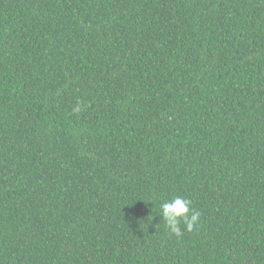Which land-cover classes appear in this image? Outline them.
<instances>
[{
	"label": "trees",
	"instance_id": "trees-1",
	"mask_svg": "<svg viewBox=\"0 0 264 264\" xmlns=\"http://www.w3.org/2000/svg\"><path fill=\"white\" fill-rule=\"evenodd\" d=\"M0 264H264V0H0Z\"/></svg>",
	"mask_w": 264,
	"mask_h": 264
},
{
	"label": "clouds",
	"instance_id": "clouds-1",
	"mask_svg": "<svg viewBox=\"0 0 264 264\" xmlns=\"http://www.w3.org/2000/svg\"><path fill=\"white\" fill-rule=\"evenodd\" d=\"M80 107L78 103L73 111L78 112ZM191 205L192 201L183 196H175L160 205L166 229L177 238H181L185 230L191 232L194 227H199L201 213L193 209ZM181 223L184 225L183 229Z\"/></svg>",
	"mask_w": 264,
	"mask_h": 264
}]
</instances>
